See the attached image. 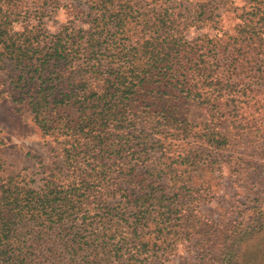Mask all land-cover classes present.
Instances as JSON below:
<instances>
[{"label":"trees","instance_id":"obj_1","mask_svg":"<svg viewBox=\"0 0 264 264\" xmlns=\"http://www.w3.org/2000/svg\"><path fill=\"white\" fill-rule=\"evenodd\" d=\"M111 1L97 0L95 4L100 24L107 28L115 22L114 27L123 31L130 23L133 30L128 31L131 35L125 43L121 39L115 43V37H110L126 64L123 71L110 68L104 74L92 54L103 46V32L82 37L67 28L63 34L47 35L46 30L41 32L40 19H23L26 0H0V66L12 68L15 111L29 112L42 138L55 143L66 139L60 147L62 166L54 162L47 168L38 190L15 177L0 179V264L32 263V252L39 248L42 237L31 236L29 243L26 236L31 235L29 222L36 223L40 217L60 225L66 220L64 224H73V217L80 216L76 234H69L73 225L62 230L61 255L50 250L41 264H103L120 255L127 244L119 230L126 211L134 213V237L149 218L161 237L160 228L171 223L174 201L185 189L182 172L174 163L168 164L160 180L168 177L170 182L159 187L138 176L135 167L128 169L131 160L127 159L143 158L144 150L137 148L135 135L141 132L143 137L147 128L182 140L188 139L190 129L185 120L147 101L156 96L163 99L160 102L166 101L175 95L210 104L212 118H218L226 107L233 119L255 100L253 74H245L239 53H262L256 63L264 70V0H240L242 6H234L232 0H210V4L168 0L171 5L167 0H136L135 5L119 0L115 8ZM108 2L113 10H108ZM45 4L56 7L55 0H45ZM222 8L235 15L233 34L222 28L217 29L222 34L213 38L201 34L208 22L221 21L223 13L215 11ZM98 24L94 21V28ZM83 40L92 52L87 49L84 61L78 63ZM59 66L63 73L56 70ZM92 78L100 85L93 87ZM69 106L79 114L74 120L64 109ZM127 128L128 134H123L121 130ZM215 134L216 139L207 142L219 149L223 137ZM158 143L151 146L164 155ZM185 160V154L177 157L187 167ZM117 198L123 211L114 217L109 201ZM132 248L128 264H146L157 254L155 244H133Z\"/></svg>","mask_w":264,"mask_h":264},{"label":"rangeland","instance_id":"obj_2","mask_svg":"<svg viewBox=\"0 0 264 264\" xmlns=\"http://www.w3.org/2000/svg\"><path fill=\"white\" fill-rule=\"evenodd\" d=\"M26 1L27 14H22L23 19H40L44 25L41 32L46 30L47 35L63 34L67 28L68 32L82 37L88 33L103 32V46L95 52L88 48L85 40L80 41L78 63L84 61L83 55L88 49L97 59L93 61L99 64L104 74L110 68L117 71L125 69L126 61L120 54V48H115V43L118 39L122 43L126 42L127 36L131 35L128 31L133 30L132 24L128 23L123 31L114 27L115 22L105 28L100 24V12L94 8L97 0H55L56 7L44 5L45 0ZM129 1L133 5L137 2ZM188 1L192 4H210V0ZM232 1L234 6H242L240 0ZM111 2L115 8L119 0ZM109 4L110 2L106 4L108 10H113ZM166 4L172 3L167 0ZM215 14L222 16L221 21L218 20L216 24L208 22L200 31L201 34L213 38L222 34L218 33L219 28L226 34H233L237 22L235 15L230 11L224 12L223 8L216 10ZM96 20L100 25L94 28ZM110 37H115V43H111ZM190 37L193 38L194 33ZM261 54L258 51L239 53L245 74H253L251 83L256 87L257 95L251 106L245 107L235 117L232 115L233 119L226 107L218 118H212L209 113L210 104L200 105L175 95L166 101L160 102L163 99L156 98L157 96L147 101L154 107L168 109L175 118L185 120L190 129L189 137L182 140L147 128L142 135L144 138L141 137V132L135 135L138 137L135 141H139L137 148L144 150L143 158L140 161L128 158L127 161H131L126 167H135L138 176L162 187L170 181L168 177L160 180L161 174L168 164L174 163L173 167L182 172L185 189L174 201L176 206L170 217L171 223L161 226V237H157L156 231L151 227L153 225H150L153 218L146 221L147 225L139 226L134 237V213L126 211L119 230L126 237L127 244L123 246L120 255L111 257L110 261L103 264H128L133 244L139 243L156 245L157 254L155 257L151 256L146 264H264V70L256 63ZM9 66H0V179L15 177L28 184L29 188L38 190L43 185L46 169L54 162L62 166L60 147L66 139L61 138L59 143H55L53 139L42 138L29 112L15 111L16 105L11 97L12 68ZM62 69V66L56 68L63 73ZM99 83L92 78L90 84L95 87ZM64 109L72 120L79 115L73 106ZM127 130L128 128L121 131L128 134ZM217 132L222 135L224 143L219 149L207 142L216 139ZM153 142H159L164 155L160 153V149L158 151L155 146H151ZM182 154L186 155L187 167L177 161V157ZM188 162L193 166H188ZM151 170L154 171L150 172ZM120 177L125 178L124 174ZM157 194L160 195L159 191ZM118 200L120 199L109 201V209L114 217L121 215L123 211V207L117 204ZM40 218L36 223L29 222L31 235L26 236L29 243L32 241L31 236L42 237L37 244L39 248L32 252L31 264L44 263L51 254L50 250L61 255L62 230L72 228L70 225H73L69 234H76L80 227V216L73 217V224H64L66 220L60 225ZM166 236L169 238L166 239ZM102 240L100 237V242ZM66 262L63 261L62 264ZM78 262L80 263L79 260Z\"/></svg>","mask_w":264,"mask_h":264}]
</instances>
